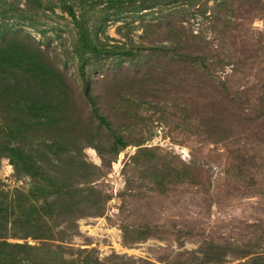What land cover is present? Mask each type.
Returning a JSON list of instances; mask_svg holds the SVG:
<instances>
[{"label":"rangeland","instance_id":"374dc122","mask_svg":"<svg viewBox=\"0 0 264 264\" xmlns=\"http://www.w3.org/2000/svg\"><path fill=\"white\" fill-rule=\"evenodd\" d=\"M0 79L8 264H264V0H0Z\"/></svg>","mask_w":264,"mask_h":264},{"label":"trees","instance_id":"16d2710c","mask_svg":"<svg viewBox=\"0 0 264 264\" xmlns=\"http://www.w3.org/2000/svg\"><path fill=\"white\" fill-rule=\"evenodd\" d=\"M66 10L68 12V14L72 17V19L76 22L77 21V16H76V13L74 11V9L71 7V6H67L66 7ZM82 45H83V50L85 52H91V53H100L102 51H105L104 48H100L98 46H95L94 44L91 43L88 35L86 33H83L82 34ZM193 49H196L195 47H193ZM197 50V49H196ZM194 51V50H193ZM21 60V57H17ZM81 76L84 80V84H83V94L85 96V98L87 99V101L90 103V105L93 107V112H94V115L96 117V119L103 125H106L107 127H109V124L106 120V118L101 114V109L100 107L96 104L93 96H92V93H91V88H90V85L87 81H85V75L84 73L82 72L81 73ZM6 80L5 79H0V84L4 83ZM6 84V83H5ZM9 88L7 87L6 88V85L5 86H2L0 87V98L1 99H5V97H8V94L9 93ZM4 94V95H3ZM115 144H116V148H123L125 146H127V143L126 141H124L120 136H116L115 137ZM57 148L60 150H63L61 148L60 145L57 144ZM23 150L22 149H12V152L16 153L17 154V158L13 159L12 162L14 163V165L16 166V168L18 169L21 165H23L25 167V170H26V173L32 177H38L39 176V171H40V167H38L36 164H35V161L31 158V157H27V156H24L23 155ZM51 176V175H50ZM41 178V180L43 179V183L44 184L43 186L42 185H39L37 184L36 186L37 187H33V190L34 191H37V190H40L41 192L45 191L46 192V195H49L50 192H51V195L52 194H58V196H65L68 193H66L67 190L70 191V189L72 188L70 185H69V181L68 180H65L66 182L64 183L63 187H60L58 188V190H55L57 187V184L59 182L58 178L56 175H53L51 176L52 178H54V182L52 181H48V177L44 174L40 175L39 176ZM54 187V189H52ZM61 192H59L60 190H62ZM66 190V191H64ZM1 203H0V214H1ZM5 210V208L3 209ZM1 219H3L1 216H0ZM6 247H9L11 250H9L8 252L6 251V249H1L0 250V264H8V261H5L4 260V256L6 253L4 252H14L17 248L19 249H26L25 251V254H28V251H29V246H20V245H11V244H7L5 245ZM21 254H23V252H21ZM14 258V260L12 261V263H17L19 262L17 257L18 256H12Z\"/></svg>","mask_w":264,"mask_h":264}]
</instances>
